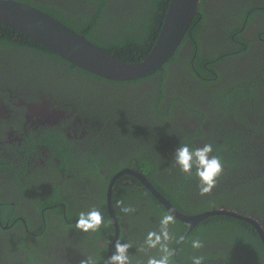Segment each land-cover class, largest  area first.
<instances>
[{
  "label": "trees",
  "instance_id": "trees-1",
  "mask_svg": "<svg viewBox=\"0 0 264 264\" xmlns=\"http://www.w3.org/2000/svg\"><path fill=\"white\" fill-rule=\"evenodd\" d=\"M17 1L29 4L54 17L118 60L138 63L143 61L154 47L171 0H133L129 3L124 0H89L97 6L91 16L83 15L82 11L70 15L71 13L62 12L61 9L43 5L35 0ZM199 11L202 15L201 20L197 22L199 16L195 17L184 40L190 39L191 35L192 39L199 42L200 25L205 20V14L200 8ZM256 13L262 14L261 10H254L250 17H254ZM102 14L112 22L108 26L102 25L99 28L101 23L99 17ZM15 48L25 51L26 55L33 50L40 55H46L51 58L53 64H56L57 71L60 72L62 68L65 74L79 73L111 84L122 83L128 86L144 81L142 79L137 82H115L97 77L64 61L28 37L0 23V50ZM218 56L219 54L214 57ZM177 57L176 52L166 65ZM208 59L211 61L214 58ZM165 66L152 76L144 78L150 80L155 77L156 90L153 88L144 95L137 96L133 101L122 100L123 105H120L118 100H111L100 106L96 97L91 99L92 103L89 106L82 96L71 100L73 106L79 103L77 108L84 110L83 112L104 111L102 107L109 106L105 112L110 115L97 119L86 115L89 120H94H90V124L94 123L99 128L95 136L90 138L94 145L90 141L87 148L75 143L69 145L65 140L60 144L55 141L56 138L50 137V132L45 135L46 140L42 144L52 149V156H56L59 160L52 177L54 182H57L52 183L50 190H41L40 188H44L43 185L37 184L40 179L47 177L49 170L28 177L25 176V172L30 169H25L26 166H23L11 170L13 176L6 177L11 172L8 171V167L10 169L12 166L9 157L0 159V224H2L0 225V264H81L83 260H87L89 264H106L109 245L115 238V227L106 205L107 191L113 176L125 169L144 175L146 180L184 215L193 216L226 207L253 216L264 226V93L260 96L257 94L261 101L255 103L256 107L254 106L258 107L257 110L260 109L256 112L261 121L259 129L250 125L247 128L238 127L236 130L227 127L218 130V134H213L215 137L212 138V144L209 143L213 147L212 155L221 159L224 172L211 193L201 196L197 187L198 178L195 176V169L193 175L188 177L181 173L173 160L175 151L180 145L187 144L190 148H196L195 143L189 142L185 135L182 139L176 132L173 135L166 132L164 136L168 139L166 143L173 145L174 148L160 146L161 150H159L153 147L154 144L151 145L150 140L140 142L134 131L139 136L142 131V135L149 137L147 130L151 123L143 120L151 117V121L154 119L151 124L154 127L158 118L165 120L172 117V107L177 103L188 107L193 114L201 116L202 111H198V107L205 100L209 101L210 107L219 108V112L225 117L228 116V111L235 118H239L238 106L249 104L256 87L255 84L253 88L248 86L246 92L243 90L244 87L241 89L235 83L218 85L220 80L212 81L213 76L208 75L205 76V80H200L203 84L200 89L209 90V94L198 97L189 104L188 99L177 94V91H180L178 83L172 87L173 94L169 96L166 88H161L168 73ZM13 68L12 65L0 66V74L8 75V71ZM261 68L262 66L260 70ZM202 71L205 72L204 69ZM259 83H264V77L258 80ZM155 91H157L156 95ZM162 91L164 93L166 91L165 96ZM89 94L96 96V90L89 89ZM248 94L251 98L245 99L249 97L246 96ZM167 96L169 105L162 109ZM145 99L147 101H144ZM116 105L120 109L124 107V112L117 114L114 111ZM140 110H145L143 116ZM89 113L94 116L92 112ZM139 118L142 121L136 122ZM104 121L106 123L111 121L115 126H107ZM243 123L249 122L245 120ZM144 130L146 131L143 132ZM256 135L261 138L256 140ZM218 140L222 143L220 144ZM19 150L22 151V158L26 161L36 156L37 152L40 154L38 148L29 141ZM100 169H105L104 174ZM76 182L82 184L81 186L86 190H75ZM230 186L237 189L229 190ZM6 187L9 190H6ZM94 187L102 190H91ZM216 188H226V190ZM112 190L111 200L120 227L118 239L120 242L128 243L130 233H135L136 237L133 239H136L139 236H148L149 232L161 231L160 220L169 212L137 178L124 174L115 181ZM5 191L10 193L6 194ZM92 194L93 198L99 197L98 204L84 205L82 198ZM118 201H122L123 204H118ZM137 202L139 204L136 207ZM121 207H132L135 211L124 213ZM92 208L102 213L104 222L101 228L96 232L87 233L78 230L75 225L79 213L87 212ZM43 210L44 215H42ZM137 211H140V214H137ZM7 221L10 225L8 230L4 228ZM167 232L170 239L162 243H166L169 249L175 251L170 257V264H177V260L184 264H193L192 258L195 256L205 257L203 264H264V244L256 229L251 224L232 217L210 216L192 230L186 223L175 218V222L167 226ZM5 235L8 236L7 239ZM181 236L183 240H180ZM100 240L103 241V246L99 244ZM194 240H200L203 247L193 248ZM158 245L150 247L147 243L144 249L130 247L128 249L130 264H147L149 257L159 258L165 254L161 250V245ZM238 252L245 255L250 253L252 260L248 262L243 258L244 262L240 263L236 258ZM68 255L73 259L72 263L67 261Z\"/></svg>",
  "mask_w": 264,
  "mask_h": 264
},
{
  "label": "flooded vegetation",
  "instance_id": "flooded-vegetation-1",
  "mask_svg": "<svg viewBox=\"0 0 264 264\" xmlns=\"http://www.w3.org/2000/svg\"><path fill=\"white\" fill-rule=\"evenodd\" d=\"M35 1L43 5L56 7L58 10L61 9L62 12L71 13L70 15L82 11L83 15L91 16L97 8L96 4L89 2V0ZM124 1L129 3L133 0ZM199 8L205 14V20L200 25L199 42L192 39L191 35L190 39L183 40L177 50L178 57L168 65H164L168 73L165 84L161 88H166L169 96L173 94L172 87L178 83L181 92L178 90L177 94L188 99L189 104H192V101L198 97H205L209 94V90L200 89L203 85L201 81L205 80V76L208 75L213 76L212 81L220 80L218 85L235 83L241 89L244 87L243 90L247 92L248 86L253 88L255 84L256 91L247 106H238L239 118H235L228 111V116L225 117L219 112V108L210 107L209 101L203 100L198 107V111H202L201 116L193 114L188 107L177 103L172 107L171 112L173 114L170 119L158 118V120H155L154 127L151 125L154 122V119L151 121V117L143 120L151 123L147 130L149 137L142 135V131L141 136L134 131L136 138L140 142L150 140L151 145L154 144L153 147L159 150H161L160 146L174 148L173 145L166 143L168 142V139L164 137L167 134L166 132L172 135L176 132L182 139L185 135L189 142L196 144V147H202V143L212 144V138L215 137L213 134H218V130L227 127L236 130L238 127L247 128L249 125L259 129L258 126L261 123L259 116L256 115V112H259L260 109L255 108V103L258 104L261 101L258 97L264 93V83L258 84V80L264 77V0H205V2L201 0ZM128 9L132 10L130 7ZM254 10H261L262 14L256 13L254 17H250ZM201 17L202 15L197 22L201 20ZM99 20L101 22L99 28L102 25L108 26L112 22L103 14L99 17ZM217 54L219 56L214 57ZM211 57L214 59L210 61L208 58ZM7 65H12L14 68L8 71V75L5 73L0 74V159L9 157V163L12 167L10 169L8 167V171L26 166L25 169H30L25 172V176L28 177L34 173L49 170L50 174L48 173L46 178L40 179L37 183L43 185L44 188H40L41 190H50L52 183L57 182H54L52 177L53 170L59 162L56 156H52V149L42 144L46 140L45 135L50 132V137L56 138L55 141L60 144H63L62 140H65L69 145L75 143L82 148H87L90 141H92L90 138L95 136L99 130L94 123L90 124L92 119L89 120L88 116L97 119L110 115L105 112L109 108V106H106L102 107L104 111L88 110L94 114V116H91L88 111L83 112L84 110L81 111L77 108L79 103H75V106H73L71 103L73 98L82 96L88 106L92 103L91 99L93 97L97 98L100 106L111 100H118L119 104L123 105L122 100L133 101L137 96H142L145 92L151 91L156 83L155 77L150 80L143 79L144 81L140 83L128 86L122 83L111 84L79 73L65 74L62 68L60 72L57 71L58 67L51 62V58L40 55L35 50L27 52V55L25 51L16 48L0 50V66ZM64 65L68 66L67 64ZM260 66H262L261 70ZM89 89L96 90V96L90 95ZM153 90H156V88ZM154 94L156 95L157 91ZM162 94L165 96L166 91L165 93L162 91ZM168 96L162 109L169 105ZM249 98L251 96L245 99ZM144 101H147V99ZM251 106L255 107L250 108ZM123 110L124 107L120 109L117 105L114 109L117 114L123 113ZM144 112L145 110H140L142 116ZM139 120L142 121L139 118L136 122ZM245 120L249 123H243ZM104 124L115 126L111 121L107 123L104 121ZM151 129H154V131ZM119 132L121 131L119 130ZM255 137L256 140L261 138L258 135ZM28 141L38 148L40 154L37 152L36 156L26 161L22 158V151L19 149ZM218 141L220 144L222 143L221 140ZM91 144H93V141ZM104 170L100 169V172L104 174ZM11 175L13 176L12 171L6 177ZM86 179L85 177L84 180ZM81 185L76 182L75 190H86ZM143 186L145 187V185ZM234 189L237 188L229 187V190ZM6 190L9 189L6 187ZM91 190L102 189L94 187ZM217 190H226V188ZM5 193L10 192L5 191ZM98 198H93L92 194L82 198L83 204H92L93 206L98 204ZM135 204L137 207L139 202ZM42 213V215L45 214L44 210ZM136 213L140 214V211ZM34 223L36 224V222ZM4 228L7 230L10 228L8 221ZM134 237H136V234L130 233L128 244L131 247L136 249L146 248L148 236H139L133 239ZM5 238L7 239L8 236L5 235ZM99 244L104 245L102 240L99 241ZM157 246L159 245L157 244ZM236 258L240 263L244 262L243 258H246L248 262L252 260L250 253L245 255L238 252ZM67 261L73 262L70 255H68ZM176 262L177 264H184L178 260Z\"/></svg>",
  "mask_w": 264,
  "mask_h": 264
},
{
  "label": "water",
  "instance_id": "water-1",
  "mask_svg": "<svg viewBox=\"0 0 264 264\" xmlns=\"http://www.w3.org/2000/svg\"><path fill=\"white\" fill-rule=\"evenodd\" d=\"M201 0H171L160 32L150 54L138 63H127L106 53L84 35L69 28L47 13L17 0H0V23L28 37L64 61L106 80L115 82L138 81L162 70L174 57L199 11ZM35 108V107H32ZM124 174L133 175L178 220L190 230L210 216L225 215L251 224L264 244V226L253 216L237 210L219 208L198 215L180 213L161 193L138 172L125 169L110 181L107 191V209L115 227L114 241L109 245L107 259L113 254L119 239L120 227L112 206V189L115 181Z\"/></svg>",
  "mask_w": 264,
  "mask_h": 264
},
{
  "label": "clouds",
  "instance_id": "clouds-1",
  "mask_svg": "<svg viewBox=\"0 0 264 264\" xmlns=\"http://www.w3.org/2000/svg\"><path fill=\"white\" fill-rule=\"evenodd\" d=\"M98 77V76H97ZM213 147L211 144H204L202 147L190 148L187 144L180 145L174 155V162L179 167L181 173L188 177L193 175V169H195V176L198 178L197 187L201 196L210 194L212 189L216 187L218 179L223 175L224 165L218 156L211 155ZM118 204L122 205V201H118ZM121 211L124 213H131L135 211L132 207H121ZM104 222L102 213L92 208L87 212H80L79 218L75 227L82 232H96L98 231ZM175 218L169 210L168 214H165L161 220L160 232H149L147 243L150 247H156L157 244L161 245V250L165 253L159 258L152 256L149 257L147 264H170V257L175 254V251L169 249L166 241L170 239L167 226L170 223H174ZM183 236L180 240H183ZM131 247L128 243H122L119 240L115 243V249L113 254L108 258L106 264H130L128 249ZM192 247L200 249L203 244L200 240L192 241ZM205 257L195 256L192 258L193 264H203ZM81 264H89L87 260L81 261Z\"/></svg>",
  "mask_w": 264,
  "mask_h": 264
}]
</instances>
